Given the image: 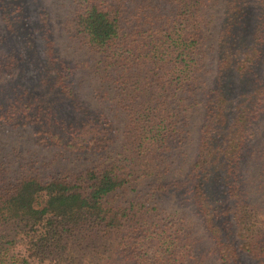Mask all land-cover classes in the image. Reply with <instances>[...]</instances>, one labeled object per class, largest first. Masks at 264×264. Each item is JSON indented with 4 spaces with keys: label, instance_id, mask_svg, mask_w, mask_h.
I'll return each instance as SVG.
<instances>
[{
    "label": "trees",
    "instance_id": "trees-1",
    "mask_svg": "<svg viewBox=\"0 0 264 264\" xmlns=\"http://www.w3.org/2000/svg\"><path fill=\"white\" fill-rule=\"evenodd\" d=\"M52 1L0 0V127L101 160L0 149V264H264V0H220L212 43L218 0H67L80 62Z\"/></svg>",
    "mask_w": 264,
    "mask_h": 264
},
{
    "label": "rangeland",
    "instance_id": "rangeland-1",
    "mask_svg": "<svg viewBox=\"0 0 264 264\" xmlns=\"http://www.w3.org/2000/svg\"><path fill=\"white\" fill-rule=\"evenodd\" d=\"M52 14L55 22V35L57 42L62 48V53L70 60H75L80 62V60L86 59L91 56V54L86 50V48L79 47L69 40L66 35L64 28V20L70 14V5L67 0H55L50 3ZM220 0L217 1L216 6L211 11L214 15L213 25L211 26V31L208 32L210 35V43L214 42L216 34V24H218V15L220 13ZM94 59V58H93ZM212 59V54H207V63ZM78 82L80 86V92L90 97V91L95 86V77L89 70L82 71L78 76ZM199 119L197 114L192 116L190 122V132H196ZM31 130L27 128L12 130L10 128L0 127V149L4 157L13 163V160L20 158V161L24 159L39 160L41 162H46L52 166L57 167H67V168H83L101 160V157L97 156H81L75 157L64 151L55 148H41L36 147L32 142ZM191 146V145H190ZM189 146V149H190ZM144 195L146 190H143ZM158 204L163 208L167 214L173 213L175 208L173 202L170 198H163L158 201Z\"/></svg>",
    "mask_w": 264,
    "mask_h": 264
}]
</instances>
